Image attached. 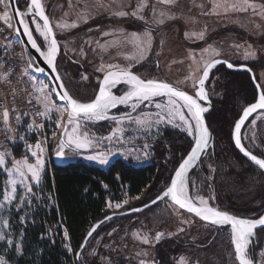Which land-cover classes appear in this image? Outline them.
<instances>
[{"label":"rangeland","instance_id":"rangeland-1","mask_svg":"<svg viewBox=\"0 0 264 264\" xmlns=\"http://www.w3.org/2000/svg\"><path fill=\"white\" fill-rule=\"evenodd\" d=\"M18 2L21 3L22 11L27 12L29 0H17ZM248 2L254 5L255 10L250 7L247 11H242L232 7L234 4H242V0H175L174 4H165L161 0H43L60 44L72 59L84 65L82 69L64 55L58 60L60 74L66 86L82 101L93 99L98 93L101 76L115 68L136 70L145 79L165 80L193 92L205 64L225 58L236 60L239 64H250L264 91V0ZM140 4L147 6L141 9L138 8ZM0 8L10 17L7 0H0ZM134 11L137 15H132ZM121 12L127 15H120ZM161 12L165 15L161 16ZM33 20L41 27L42 22L37 17H27L33 33L42 45H46L47 42L35 31L36 24ZM145 32L151 34L152 42L143 56H139L136 45L145 40ZM109 65L113 67L109 68ZM217 68L208 83L210 96L215 94L217 98H221L224 93L231 91L232 97L240 101L239 104L242 101V110L251 100L245 101L235 89V84L219 72L222 66ZM37 79V99L41 112L44 111L41 102L43 94L38 91L41 83L49 86L44 94H49V98L58 107L63 105L52 94L53 87L49 81L45 77ZM254 92L256 93L255 89ZM156 103L161 108H156ZM226 103L228 105L230 102ZM142 104L144 105L135 112L129 110V106L124 111L133 118L147 119L149 123L145 125H137L128 119L118 124L117 121L122 117L120 115L115 117L116 120L80 119L78 134L87 133L93 143L89 148L80 150L74 145H66L60 162L79 160L108 167L114 160L121 158L131 165L144 166L158 159L161 164L160 172L165 174L158 185H166V188L176 168L190 151L193 135L188 134L187 125L178 118L172 122L166 119L156 123L157 113L167 115L168 98H156ZM218 108H221L219 104ZM185 114L187 115L186 110ZM41 116L42 132L32 138L29 145L31 148L28 146L20 153L0 148V154L5 156V164L0 165V182H3L0 194V235H5V239L0 240V259L5 264L11 263L7 258L9 254L21 253L20 227L33 216L31 208L37 211L45 208L47 201L48 206L54 203L49 193L41 188V183L45 170L52 165L54 156L59 151V142L62 139L67 141V137L61 134L68 117L67 111L61 113L55 110L47 118ZM57 121H60L59 128L56 127ZM117 127L123 128V133L111 140L106 139ZM165 132L169 135L162 136ZM245 137L252 149L264 151V112L251 120L245 129ZM220 141L222 140H216V158L207 156L188 177L189 195L194 201L199 202L203 198L210 206H219L235 214L255 216L254 213L264 204L263 200L259 208L262 199H256L260 197V176L256 173L243 176V173L235 172L237 167L234 169V163H238L235 161L239 158L234 153L227 152L226 146ZM37 142H40L44 150L45 164L39 183L32 181L25 169V183L32 186V193L29 194L25 185L20 183V177L14 173L10 176L9 173L12 172L15 161L27 159L29 163H35L31 151H37ZM145 144L148 145L146 149ZM90 155H103L108 163L89 160ZM217 162L222 164L221 170L224 172L223 176L217 173V177H214L212 173ZM9 179L17 180L15 199L11 203L4 201L5 192H12V186L7 183ZM224 181L226 186L232 185L225 194L235 195L232 198L226 197L224 193L216 194L217 187L213 184L216 182L217 186H224ZM236 184L239 186L234 189ZM242 186H247L248 190L241 189ZM149 192L144 190L140 195L132 196L126 190H120L119 198L108 197L106 214L143 206L157 194L149 197ZM118 203L122 207L116 208ZM14 213L20 216H14ZM5 221L7 227L4 226ZM107 222L89 240L81 253L80 260L83 264H179L180 257L186 258L187 264H239L234 258L229 225H207L167 199L143 212L115 217ZM157 233L162 234L159 240L155 239ZM144 238L148 239L147 244L143 242ZM9 239L13 241V245L7 243ZM61 243L72 257L67 264H76V249L72 247L65 232ZM15 245L20 246L19 251ZM254 256L260 259L259 264H264L263 248L255 249Z\"/></svg>","mask_w":264,"mask_h":264},{"label":"snow or ice","instance_id":"snow-or-ice-1","mask_svg":"<svg viewBox=\"0 0 264 264\" xmlns=\"http://www.w3.org/2000/svg\"><path fill=\"white\" fill-rule=\"evenodd\" d=\"M161 2L165 4H174L175 0H161ZM30 5L31 6L28 9L27 15H38L43 21L42 27L35 20H33V23L36 24L35 31L38 32L39 36L43 37L44 41L47 42L46 51H41V46L38 45L37 39L33 37L32 30L29 28V24L24 22L23 17L25 14L19 12L18 10H14L13 16L22 26L23 33L27 36L28 42L31 43V46L37 49V51H41V55L43 56L44 60L49 66L52 67L53 71H56L54 61L57 56L58 45L53 34L52 27L50 26L49 19L45 15L40 0H30ZM146 6V4H140L138 5V8L142 9ZM232 7L242 11H247L250 7L255 10L254 5L250 4L248 0H242V4H234ZM153 11H155V9H153ZM119 14L127 15V13L123 12ZM132 15H137V12L134 11ZM160 15L164 16L165 13L161 12ZM140 18L143 19V17ZM3 19H9L7 12L4 14ZM17 31L19 32V28ZM105 35H108V33H105ZM143 35L145 40L142 43H137L136 45L139 56H143L144 52L150 48L152 42L151 34L149 32H145ZM136 39L139 41V37ZM129 58L133 59L134 57ZM220 63H222V61L216 59L205 64L202 69L203 78L199 79L200 87L192 95H189L183 90H179L167 82H160L154 79H142L139 76L133 74L131 71L120 70L109 71L103 77V81L99 85L98 94H96L94 99H92L90 102L86 103L79 102L69 95L68 91L64 88L63 83L61 82L57 86L59 91L52 93L59 101L64 102L63 105L58 107L56 103L49 98V94H44V90L49 86L46 83H41L39 85L38 91L43 94L41 102L43 104L44 111L40 112L39 115H43L47 118L53 110L59 111L61 113L64 111L68 112V121L64 125V131L61 134L62 136L67 137V141L62 139L59 142V151L56 152L57 157L62 158L65 153L66 145H74L76 149L80 150L89 148V146L93 143V140L89 138L87 133L78 134V130L80 128V119L86 118L88 120L97 121L109 119V110L117 108L119 105H126L131 101L132 111H136L142 102L153 100V98L158 96H167V115L157 113L156 123L163 122L166 119L168 122H172L178 118L179 121L187 125L188 134L190 136L195 135V141L190 153L186 156V158L182 159V162L175 170L174 176L170 178V186H168L166 190L163 191L162 196L158 195L157 199L170 198L175 205L179 206L180 209H185L189 213H194L197 217H200L204 221H210L212 224L221 226L229 225L231 228L230 242L231 245L234 246L235 260H237L239 264H254L253 259L249 258L248 255L249 244L251 238L255 235V230L257 228H260L262 231H264V215H261L255 219L237 218L226 211H221L216 207L210 206L208 201L204 200L203 198H201L198 203L195 202L186 191V175L194 162L198 160L200 154L207 148L210 137L209 129L206 126L203 118V113L208 109L201 105V101L207 100L204 84L209 76L210 69L216 64ZM111 67L113 66L109 65V68ZM227 67L232 68L233 65L231 63H227ZM37 71L43 73L44 69H37ZM54 79L59 81V75L55 76ZM121 82L130 85L131 87L123 95L117 96L113 94L111 88L119 85ZM257 87L259 88L260 86L257 85ZM155 106L158 109L161 108L159 103H156ZM258 109H264V92H260L258 101L248 106L243 111V115L239 121L235 123V144L246 157H249V159L254 162L255 165L264 170V158H258L257 155H254L250 151L246 150L241 143V138L239 135L245 120ZM185 110L187 115L185 114ZM2 115L4 122L7 123L9 120V111L5 110ZM19 119V116H17L18 121ZM112 119L116 120L115 117H112ZM124 119L133 121L137 125H145L149 123L147 119L141 120L139 118H133L130 114H125L122 116L117 121V123H123ZM60 126V121H57L56 127L59 128ZM123 131V128L117 127L113 129L111 135L106 137V139L111 140L113 137H116L117 134H122ZM53 135H55V133H53ZM29 148H31V146H29ZM35 148L37 151H31V156L35 158V163H29L27 159L23 161H15L14 168L12 172L9 173L10 176H12L14 173L20 177V183L25 185L26 192L29 194L32 193V186L25 183L27 180L25 169L27 170V173L30 174L31 180L39 183L41 178L40 174L45 164V160L43 159L44 150L41 148L40 142L36 143ZM144 148H148V145L145 144ZM88 159L96 160L101 164L108 163V159L103 155H90L88 156ZM3 164H5V156L4 154H0V165ZM7 183L12 186V192L11 194H9L7 191L5 192L4 201L11 203V201L15 199V186L17 184V180L9 179ZM138 198L139 197H137V199ZM155 202L156 201L154 200L153 203ZM124 203L127 204V201H124ZM109 206L111 207V205ZM120 207H122L121 204H116V208ZM4 226L7 227L6 221L4 222ZM93 231H95V228H93ZM180 231H183V229H180ZM65 235L67 236V232H65ZM91 235L92 232H89L88 236L90 237ZM161 235V233H157L155 239L159 240ZM4 239L5 235H0V240ZM143 242L147 244L149 241L147 238H144ZM7 243L9 245H13V241L10 239L7 240ZM15 247L17 248V251H19L20 246L15 245ZM0 264H5V261L0 259ZM179 264H187L186 258L180 257Z\"/></svg>","mask_w":264,"mask_h":264},{"label":"trees","instance_id":"trees-1","mask_svg":"<svg viewBox=\"0 0 264 264\" xmlns=\"http://www.w3.org/2000/svg\"><path fill=\"white\" fill-rule=\"evenodd\" d=\"M228 75L242 98L251 100L255 88L249 75L245 72H230ZM232 95L227 96L231 98L228 100L230 103L226 105L229 106L228 109L221 108L212 113L214 122L224 135H228L229 115L237 112L240 102ZM160 166L158 159L149 165L134 166L118 158L108 167L79 160L58 163L53 161L43 174L41 188L49 193L54 203L48 206V201H45L46 207L37 211L31 208L33 216L20 227L21 253L9 254L7 258L11 261L10 264H67L72 257L62 247L64 232H67L72 247L76 249L74 253L76 261L77 249L80 248L89 229L95 222L108 215L106 207L109 196L119 198L120 190H126L132 196L140 195L147 190L151 192L148 194L149 197L157 193L154 199L161 193L166 185L164 187L158 185L165 176L160 172ZM1 191L2 181L0 194ZM14 216L20 215L14 213ZM11 220L14 222L12 216ZM106 223L108 222L102 224L98 230Z\"/></svg>","mask_w":264,"mask_h":264},{"label":"built area","instance_id":"built-area-1","mask_svg":"<svg viewBox=\"0 0 264 264\" xmlns=\"http://www.w3.org/2000/svg\"><path fill=\"white\" fill-rule=\"evenodd\" d=\"M3 16L0 8V148L20 153L42 132L37 99V78L40 77L30 70L13 23ZM5 110L9 111L7 123L2 115Z\"/></svg>","mask_w":264,"mask_h":264},{"label":"flooded vegetation","instance_id":"flooded-vegetation-1","mask_svg":"<svg viewBox=\"0 0 264 264\" xmlns=\"http://www.w3.org/2000/svg\"><path fill=\"white\" fill-rule=\"evenodd\" d=\"M28 3H30V0H29V2ZM20 4L21 3H19L18 2V6H19V8L21 9V7H20ZM44 4V3H43ZM44 8H45V6H44ZM1 10H2V12L4 13V11H3V9L1 8ZM22 10V9H21ZM45 11H46V9H45ZM5 14V13H4ZM48 15V14H47ZM34 17H37V16H35V15H33ZM28 17V16H27ZM38 18V17H37ZM9 21H11L12 22V16H11V13H10V17H9V19H8ZM38 20H40L39 18H38ZM41 21V20H40ZM42 22V21H41ZM42 24H43V22H42ZM54 28V27H53ZM55 31V30H54ZM34 35H35V33H34ZM55 35H56V32H55ZM35 37H36V39H37V41H38V43H39V45L42 47V48H45V44L44 45H42L41 44V42H40V40L38 39V37L35 35ZM56 37H57V35H56ZM57 39H58V37H57ZM58 41H59V39H58ZM60 43V42H59ZM60 46H61V51H60V55H59V57L61 56V55H64L65 57H67L70 61H72L73 63H75V64H78L82 69L84 68V65H83V63H80L79 61H76V60H74V59H72V57H70L68 54H67V52H66V50H65V48L60 44ZM58 60H59V58H58ZM58 60H57V68H58V71H59V73L61 72V70H60V67H59V63H58ZM224 60H226V61H228V62H230L232 65H234V66H241V65H247V66H249L252 70H253V72H254V75H255V78H256V81L258 82V84L260 85V87H261V84H260V82L258 81V79H257V77H256V74H255V71H254V68L250 65V64H248V63H242V64H239V62H237L236 60H233L232 61V59H228V58H225ZM220 66H222V69H220L219 70V72H221V74H223V76H225V77H228L229 75H228V73H230V72H240V73H247L249 76H250V78H251V81H252V83H253V85H254V88H255V91H256V95L255 94H252L251 95V101H250V103H253L256 99H257V95H258V91H257V88H256V86H255V84H254V81H253V79H252V76H251V74L248 72V71H246V70H243V71H240V70H235V69H232V68H228L227 67V64H220V65H218V66H216V67H214V69L215 68H219ZM217 68V69H218ZM116 69V68H115ZM121 69H125V68H121ZM212 70V72H211V74H210V77H209V79H208V81H207V83H206V89H207V91H208V96H209V99H210V101H211V107H210V110H209V112L208 113H206L205 114V119H206V123H207V126H208V128H209V130H210V134H211V138H210V143L211 144H209V146H208V150L206 151V152H204V154H203V156H202V158L200 159V161L198 162V164L196 165V167L188 174V177L190 176V174L195 170V169H198V167H199V165H201V163H202V161H204L205 160V158H207V156H211V157H213L212 159H215L216 158V154H215V150H216V140L217 139H219V140H222V141H220V142H222V143H224V145L226 146V148H227V152H230V153H234L239 159L237 160V161H235V162H238V163H234L235 164V168L234 169H236V167H237V169H236V171L235 172H240V173H243L244 175L243 176H248V174L249 173H256V174H259V181H260V197L259 198H256V199H262V201L260 202V205H259V208H260V206H261V204L263 203V200H264V170H262V169H260L257 165H255V163H253L252 161H250L249 159H247L239 150H238V148H237V146H236V144H235V141H234V126H235V123L238 121V119L240 118V116H241V114H242V112H243V110L245 109V107L247 106V105H249L250 103H248V104H246L244 107H243V109L242 110H240V105L242 104V101H241V103L239 104V106H238V108H237V112L235 113V114H231V115H229V126H228V135H224L223 134V132L220 130V128L218 127V125L214 122V120H213V117H212V113L213 112H215L217 109H221V108H226L227 109V106H225V105H227V103L226 102H228V100H230L231 98L230 97H228L227 98V96H230V95H232L233 93H231V91L229 92L228 91V93H224L225 95H223L221 98H217L216 96H215V94H213V95H211L210 96V93H209V87H208V83H209V81H210V79H211V76H212V74L215 72V70ZM126 70H128V69H126ZM129 71H132V70H129ZM214 71V72H213ZM108 72V71H107ZM106 72V73H107ZM132 72H134V73H136V74H138L137 72H136V70L135 71H132ZM61 75V74H60ZM105 74H103L102 76H101V80H102V78H103V76H104ZM139 75V74H138ZM140 76V75H139ZM62 77V76H61ZM140 77H142V76H140ZM143 79H145L144 77H142ZM202 78V75H201V77H200V79ZM63 79V78H62ZM64 80V79H63ZM154 80H156V79H154ZM228 80L229 81H232L229 77H228ZM163 81H165V80H163ZM65 82V81H64ZM167 82V81H166ZM233 82V81H232ZM199 88V80L197 81V84H196V88L194 89V91L193 92H190V93H192V94H194L195 93V91L197 90ZM128 89V86L127 85H125V84H120V85H118L116 88H114V92L117 94V95H121V94H123L126 90ZM261 90H262V92H264L263 91V89H262V87H261ZM71 93H72V95L74 96V93L72 92V91H70ZM189 92V91H188ZM74 97H76V96H74ZM255 97V98H254ZM77 98V97H76ZM161 98H168V97H161ZM78 99V98H77ZM154 99H156V98H154ZM250 99V98H249ZM252 99H254V100H252ZM91 100V99H90ZM238 101V100H237ZM245 101H248V100H246L245 99ZM222 102V103H221ZM221 103V104H220ZM203 104V106L204 107H207V105L206 104H204V103H202ZM218 104L220 105V107L221 108H218ZM131 103H129V104H126V105H124V106H122V107H120V108H118L117 110H115L114 112H113V114L114 115H120V116H123V115H125V114H129L128 112H125L124 110H126V109H124V108H126V107H128L129 106V110H131L132 111V108H131ZM144 104H140V106H139V108H141V106H143ZM139 108H137L136 109V111L139 109ZM239 110H240V113H238L239 112ZM124 111V112H123ZM213 111V112H212ZM135 112V111H134ZM262 112H264V111H259V112H257L256 114H254L246 123H245V125L243 126V128H242V131H241V134H240V138H241V141H242V143H243V145L252 153V154H254V155H257L259 158H264V151H258V150H256V149H252L249 145H248V143H247V140H246V137H245V129L247 128V126H248V124L251 122V120L257 115V114H259V113H262ZM234 115V116H233ZM236 115H237V117H236ZM236 117V118H235ZM235 118V119H234ZM234 120V121H233ZM194 123V122H193ZM168 133V132H167ZM167 133L165 132L162 136H164V135H167ZM193 142H192V145H193V143H194V140H195V135H193ZM222 155V154H221ZM226 155H228L227 153H226ZM224 158H226V156H224V155H222ZM226 161V160H225ZM216 162V161H215ZM224 162V161H223ZM227 162H231L230 160H227ZM240 163V164H239ZM147 165H149V164H147ZM224 167H226V164H224L223 165ZM223 167H222V164H219L218 162L214 165V168H213V176L214 177H217V173H220L222 176H223V174H222V172H224V171H222L221 169H222ZM188 179V178H187ZM223 179V178H222ZM217 180V179H216ZM224 183H225V185L224 186H220V185H218L217 186V184H216V182L213 184L215 187H217L216 188V194L217 195H219V194H223L224 193V195L226 194V193H228V190H229V187H232V185H228V186H226V181H224ZM239 185L238 184H236L233 188L234 189H236V187H238ZM241 189H243V188H246V190H248V188H247V186H242V187H240ZM244 190V189H243ZM223 195V196H224ZM158 196V195H157ZM226 197H228V198H232L233 196H235V195H225ZM256 204H257V202H256ZM253 205H255V202L253 203ZM257 206H258V204H257ZM213 207H216V208H218L219 210H221V211H226V210H223V209H221L219 206H213ZM261 209V210H260ZM259 209V211L257 210L255 213H254V215L255 216H249V215H247V214H235V213H233V212H229V211H226V212H228V213H230V214H233V215H235V216H238V217H243V218H248V219H255V218H258L259 216H261V215H263V213H264V204H263V207H261ZM201 220V219H200ZM202 221V220H201ZM204 222V221H203ZM205 223V222H204ZM205 224H207V225H210V226H214L215 224H208V223H205ZM230 227V226H229ZM231 229V228H230ZM261 247V249L263 248L264 249V231H262L260 228H258V229H256V231H255V235L251 238V241H250V244H249V249H248V255H249V258H251V259H253V261H254V264H259L260 263V259L259 258H255V256H254V252H255V249H257V248H260ZM233 250H234V246H233ZM239 263V262H238Z\"/></svg>","mask_w":264,"mask_h":264},{"label":"water","instance_id":"water-1","mask_svg":"<svg viewBox=\"0 0 264 264\" xmlns=\"http://www.w3.org/2000/svg\"><path fill=\"white\" fill-rule=\"evenodd\" d=\"M7 2H8V6H9V11H10V13H11V16H12V23H13V26H14V29H15V32H16V34L18 35V37H19V39H20V41H21V43H22V45H23V47H24V50H25V54H26V59H27V63H28V66H29V68H30V70L33 72V73H35L36 75H38V76H40V77H45L48 81H49V83L52 85V87H53V92H55V91H59V89H58V84H60L61 82L63 83V86H64V88L68 91V93H69V95H71L74 99H76V100H78L79 102H90L91 100H89V101H82V100H79V99H77L76 97H74L73 95H72V93L70 92V90L68 89V87L66 86V84H65V82H64V80L62 79V77H61V75H60V73H59V71H58V68H57V60H58V58H59V55H60V51H61V46H60V43H59V41H58V39H57V37H56V35H55V31H54V28H53V25H52V22H51V20H50V18H49V16L47 15V13H46V11H45V8H44V4H43V0H40V3H41V5H42V7H43V9H44V12H45V15L48 17V19H49V23H50V26L52 27V31H53V34H54V36H55V38H56V40H57V45H58V52H57V56H56V59H55V61H54V64H55V67H56V71H53L52 70V67L51 66H49L48 64H47V62L44 60V58H43V56L41 55V51H46L47 50V44L45 45V48H42L41 47V51H37V49H35V48H33L32 46H31V43L30 42H28V39H27V36L23 33V28H22V26L18 23V20L16 19V18H14V16H13V12H14V10H18L19 12H21V13H24L25 14V16L23 17V19H24V22H26V23H28V21H27V16H29V15H27V13H28V11L27 12H23L20 8H19V6H18V3H17V0H7ZM31 5H30V3H29V5H28V9H29V7H30ZM35 16H37L39 19H40V17L38 16V15H35ZM41 20V19H40ZM42 21V20H41ZM43 22V21H42ZM29 24V23H28ZM19 28V32L17 31V29ZM29 28H30V30H32L31 29V27H30V25H29ZM32 34H33V37L34 38H36L35 37V35H34V33H33V31H32ZM51 39V38H50ZM37 43H38V41H37ZM38 45H39V43H38ZM220 61H222V63H220V64H227V63H230V62H228V61H226V60H224V59H219ZM220 64H216L214 67H216V66H218V65H220ZM214 67L213 68H211L210 69V71H209V76H208V78L206 79V81H205V84H204V89H205V91H206V94H207V100H205V101H201V105L203 106V104L202 103H204V104H206L207 105V111L206 112H204L203 113V118H204V121H205V124H206V126H207V123H206V119H205V114L206 113H208L209 112V110H210V107H211V101H210V99H209V96H208V91H207V89H206V83H207V81H208V79H209V77H210V74H211V72H212V70L214 69ZM44 69V71H43V73H41V72H39V71H37V69ZM232 69H235V70H240V71H243V70H246V71H248L250 74H251V76H252V79H253V81H254V84H255V86H256V88H257V91H258V95H257V99L253 102V103H255V102H257L258 101V98H259V94H260V92H262V90H261V87H257V85H259L258 84V82L256 81V78H255V75H254V72H253V70L249 67V66H247V65H241V66H234L233 65V67H232ZM120 70H126V69H121V68H116V69H112V70H110V71H120ZM250 70V71H249ZM129 71V70H128ZM109 72V71H108ZM107 72V73H108ZM132 72V71H131ZM107 73H105V75L107 74ZM133 74H135V75H137V76H139L138 74H136V73H134V72H132ZM57 75H59V77H60V80L58 81V80H56V79H54V77L55 76H57ZM104 75V76H105ZM103 76V77H104ZM140 77V76H139ZM140 78H142V77H140ZM202 78H203V76H202ZM143 79V78H142ZM102 81H103V78H102V80H101V83H102ZM157 81H160V82H166V81H161V80H157ZM167 83H169V84H171V85H173L174 87H176V88H178L179 90H183V91H185V92H187L189 95H192V93H190V92H188V91H186V90H184L183 88H181V87H179V86H177V85H175V84H173V83H170V82H167ZM120 84H125V83H123V82H121ZM119 84V85H120ZM125 85H127V84H125ZM118 86V85H117ZM117 86H115V87H112L111 88V91L113 92V94H115V95H117L115 92H114V88H116ZM128 86V89L126 90V91H128L129 89H130V85H127ZM260 86V85H259ZM199 87H200V85H199ZM125 91V92H126ZM124 92V93H125ZM123 93V94H124ZM98 94V93H97ZM123 94H121V95H123ZM117 96H120V95H117ZM56 97V96H55ZM161 97H167V96H158V97H155V98H161ZM56 99H57V97H56ZM94 99V98H93ZM154 99V98H153ZM57 101L59 102V103H61V104H63L64 102L63 101H59L58 99H57ZM146 102V101H145ZM129 103H132L131 101L129 102ZM142 103H144V102H142ZM141 103V104H142ZM252 103H250L249 105H247L246 107H245V109L248 107V106H250ZM122 106H124V105H119L117 108H113V109H110L109 110V118H112V117H117V115H114L113 114V112L115 111V110H117L118 108H120V107H122ZM204 107V106H203ZM244 109V110H245ZM243 110V111H244ZM259 111H264V109H258L256 112H254V113H252L246 120H245V123L254 115V114H256L257 112H259ZM242 115H243V112H242V114H241V116H240V118L242 117ZM67 117H68V112H67ZM239 118V119H240ZM239 119H238V121H239ZM237 121V122H238ZM236 122V123H237ZM245 123H244V125H245ZM244 125H242V127H241V131H242V128H243V126ZM208 127V126H207ZM209 129V128H208ZM241 131H240V134H241ZM209 133H210V130H209ZM239 134V135H240ZM235 135H236V133H235V128H234V141H235ZM210 138H211V134H210V137H209V140H208V145H207V148L200 154V156H199V158H198V160L197 161H195L194 162V164L190 167V169H189V171H188V173H187V175H186V183H187V178H188V174L196 167V165L198 164V162L200 161V159L202 158V156H203V154H204V152H206L207 150H208V146H209V144H211L210 143ZM195 141V140H194ZM241 143H242V141H241ZM242 145H243V143H242ZM194 146V143H193V145H192V147ZM244 146V145H243ZM191 147V148H192ZM245 147V146H244ZM238 148V147H237ZM245 149L246 150H248L246 147H245ZM191 150V149H190ZM238 150L240 151V149L238 148ZM249 151V150H248ZM241 152V151H240ZM190 153V151L187 153V155ZM242 154H243V152H241ZM186 155V156H187ZM244 155V154H243ZM186 156L184 157V158H186ZM245 156V155H244ZM246 157V156H245ZM247 159H249V157H246ZM259 158V157H258ZM62 160V158L61 157H57V155H55L54 156V161L56 162V163H58V162H60ZM250 160V159H249ZM251 161V160H250ZM182 162V161H181ZM254 163V162H253ZM175 173V172H174ZM174 173H173V175H172V177L174 176ZM168 186H170V183H169V185ZM167 186V187H168ZM166 187V188H167ZM166 188L164 189V190H166ZM163 190V191H164ZM163 191L159 194V196H162V194H163ZM188 191V190H187ZM189 193V192H188ZM190 196V195H189ZM157 197L158 196H156L154 199H152L151 201H149V202H147L146 204H144L143 206H139V207H134V208H131V209H127V210H125V211H121V212H113V213H110V214H108V215H106L104 218H102L101 220H99V221H97V222H95L93 225H92V227L89 229V231H88V233L89 232H92V235L89 237L88 236V233L86 234V236H85V238H84V240H83V242H82V244H81V246H80V248L78 249V251H77V253H76V264H83L82 262H81V260H80V255H81V253L83 252V250L85 249V247L87 246V244H88V242H89V240L93 237V235L95 234V232L98 230V228L102 225V224H104L105 222H107V221H110L111 219H113V218H115V217H124V216H128V215H132V214H136V213H140V212H143V211H145L146 209H148L149 207H151V206H154L155 204H157V203H159V202H161V201H163V200H169L171 203H173L174 204V202H172L171 201V199L170 198H164V199H157ZM156 201L155 203H153V201ZM195 202H197L198 203V201H195ZM178 206V205H177ZM179 207V206H178ZM182 210H184V211H186L187 212V210H185V209H182ZM191 214H193L194 216H196L194 213H191ZM230 214V213H229ZM231 215H233V214H231ZM263 215H264V213H263ZM235 216V215H234ZM197 217V216H196ZM237 218H243V217H238V216H236ZM199 219H201L200 217H198ZM245 219H248V218H245ZM202 221H204L203 219H201ZM205 223H208V224H212L210 221H204ZM216 225V224H215ZM93 228H95V231H93ZM258 229V228H257ZM256 231V230H255ZM83 246V247H82Z\"/></svg>","mask_w":264,"mask_h":264},{"label":"bare ground","instance_id":"bare-ground-1","mask_svg":"<svg viewBox=\"0 0 264 264\" xmlns=\"http://www.w3.org/2000/svg\"><path fill=\"white\" fill-rule=\"evenodd\" d=\"M187 184V183H186ZM186 191H187V188H186ZM188 192V191H187ZM189 194V193H188Z\"/></svg>","mask_w":264,"mask_h":264}]
</instances>
